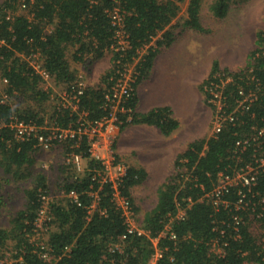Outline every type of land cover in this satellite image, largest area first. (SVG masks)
Here are the masks:
<instances>
[{"label": "trees", "instance_id": "trees-1", "mask_svg": "<svg viewBox=\"0 0 264 264\" xmlns=\"http://www.w3.org/2000/svg\"><path fill=\"white\" fill-rule=\"evenodd\" d=\"M234 2L239 1L190 0L188 18L182 25L204 31L200 17L204 6L214 16L224 18ZM24 3L26 8L21 7L22 0H3L0 4V36L4 42L0 46V170L2 180L7 183L11 178L5 177L10 175L15 181H30L23 188V206L8 226L0 227V258H8L7 264H149L154 253L149 237L121 238L126 232L125 217L112 200L110 185L99 190L98 181L88 169L80 176L68 173L74 165L70 162L62 168L61 173L68 174L59 184L65 200L56 199L59 195L51 194L44 172L26 174L35 163L36 151L43 148L39 139L35 133L19 138L10 122L37 126L50 122L67 128L75 126L80 112L87 113L92 120L107 116L111 109L105 106L106 95L112 92L116 69L132 62L138 50L155 40L157 47L149 48L138 67L139 80L148 76L158 47L175 40L174 28L179 24L173 22L180 5L175 0H24ZM115 8L120 9L123 30L130 42L125 49L116 50L117 28L111 16ZM73 49V59L81 62L89 59L92 63L113 54L111 68L101 82L87 85L81 93L77 89L78 76L67 55ZM35 53L41 54L49 80L65 86L68 94L76 96L77 110L59 109L53 103L52 111H48V101L53 100L52 87H45L47 81L26 59ZM228 76L231 80L222 84L221 79ZM211 82L222 85L227 118L221 130L193 140L177 155L172 174L157 191L156 205L141 218V226L154 237L168 230L159 241L163 254L157 264H264V234L252 230L254 222H261L264 227V171L259 160L264 159V29L257 31L255 47L248 53L246 65L234 72L221 69L218 61H214L201 89L204 91V85ZM247 96L244 106L238 102ZM126 108L131 111L121 114L124 121L121 129L129 124H147L170 137L180 125L170 106L140 111L137 90L132 91ZM212 110L213 114L219 113L214 107ZM234 115L231 121L230 116ZM76 140L63 142L68 156L80 154L88 159L87 168H98L99 163L89 159L84 140L79 141V147L72 148L78 143ZM249 164L260 171L251 186L226 185L221 190L219 205L206 197L219 185L221 173L234 178ZM146 177L144 168L128 166L123 193L136 214L139 208L132 189ZM98 190L101 211L88 213L92 195ZM70 191L78 194L81 205L69 198ZM42 208L53 218L47 225L51 228L46 237L36 239V221ZM171 233L176 234L175 239ZM214 240L223 246L224 254L212 250ZM40 241L46 248L37 245ZM45 252L49 253V259L43 257Z\"/></svg>", "mask_w": 264, "mask_h": 264}, {"label": "rangeland", "instance_id": "rangeland-1", "mask_svg": "<svg viewBox=\"0 0 264 264\" xmlns=\"http://www.w3.org/2000/svg\"><path fill=\"white\" fill-rule=\"evenodd\" d=\"M175 1L180 5L179 15L173 22V25L177 22L179 24L174 28L175 40L168 46L157 48L160 51L158 60L148 76L136 79L133 89L137 90L140 111H149L153 109V105L169 103L167 106L173 109L180 125L168 137L154 126L129 124L122 129L119 127L115 143L112 145L110 142L119 159H123L129 166L142 167L147 172L146 179L132 189L136 207L139 208L136 214L139 224L145 212L156 205L157 191L172 174L177 155L186 150L193 140L214 133V114L207 103L205 92L207 84L204 85V91L201 89L214 61H218L221 69L228 68L234 72L242 69L246 65L248 53L255 47L257 31L264 29V0H237L239 2L231 4L224 18L214 16L207 5L203 4L200 17L204 31L183 27V22L188 18L190 0ZM211 1L205 0V3ZM2 2L0 0V4ZM19 13L23 14L20 10ZM154 44L156 45L155 41ZM73 53L74 49L67 54L71 68L85 85L99 84L102 76L111 68L112 53L92 63L89 59L84 62L73 59ZM143 54L145 56L148 51ZM135 71V68H131L129 77H134ZM46 85L48 88L52 87L50 90L53 100L47 104L48 111H52V104L57 105L61 100L65 86L52 81ZM51 146L36 151L35 163L26 174L44 172L51 194L59 195L56 198L58 200H65V195L59 188L60 181L70 171L74 176L83 174L88 159L82 161V172L77 166H72L67 174H62V168L69 163L66 146L63 142ZM2 174L0 170V197H3V202L0 203V227H5L23 206V188L28 187L30 181H15L10 175L5 177L11 178L7 183L5 179L2 180ZM50 228L49 226L47 231ZM252 230L264 234L261 222H254ZM47 231L41 236L45 238ZM7 261L8 258H0V264H7Z\"/></svg>", "mask_w": 264, "mask_h": 264}, {"label": "built area", "instance_id": "built-area-1", "mask_svg": "<svg viewBox=\"0 0 264 264\" xmlns=\"http://www.w3.org/2000/svg\"><path fill=\"white\" fill-rule=\"evenodd\" d=\"M23 4L21 5L22 8H26L24 0H22ZM112 16V23L117 28V40L118 45L116 50L120 48H128L130 42L127 39V36L123 30V19L120 14V9L115 8L111 12ZM155 41V40H154ZM152 41L149 45L143 47L141 50H138V55L133 58V61L130 63L124 64V69H116V81L112 85V92L106 95V103L105 106L111 109L110 113L107 116L102 117L101 119L92 120L88 118L87 113L80 112L79 118L77 119V123L75 126L71 125L70 127L61 128L56 126L54 123L46 122L43 126L37 125H26L24 122H15L11 121L10 126L11 128L15 129L16 135L19 138H25V135H30L35 133V136L39 139V145L43 148H50L52 144L58 141V144L62 142H66L68 139L77 138L76 141L78 143L74 145V147H79V141L84 140L89 152V159H93L99 163V166H95L93 169L90 168H83L84 171L88 169L93 176L94 180H97L99 183V190L103 188L104 185L109 184L111 187V195L112 200L115 202L116 206L121 209L123 216L125 217L126 223V232L121 236L122 239H126L129 235H138L142 236L145 235L150 238L153 243L154 253L150 259L149 264H157L158 260L162 257L163 251L159 247V241L161 237H164L168 234V230L161 232L158 236L154 237L151 235L149 230L144 229L141 224L138 223L136 219L137 215L134 211L131 202L127 196L123 193L124 188V181L128 174V166L129 164L126 163L123 159H119L116 153L113 151L110 142L115 143L116 141V133L119 127L124 123L121 119V114L130 112V108H126L127 101L132 93L133 86L135 84L136 79L139 78V70L138 67L140 65L141 59H143V52H147L149 48H156V45ZM3 39L0 36V46L3 45ZM147 50V51H146ZM29 64L40 74L44 77L47 81L49 80V74L42 66V57L41 54L35 53L31 56L26 58ZM40 60V61H39ZM118 64H121V60H118ZM131 68H135V75L129 77V71ZM228 80H231V77H226V79H221L222 84L226 83ZM7 81V80H5ZM4 81V82H5ZM87 85L83 84L79 77L77 78V89L79 93ZM48 88V85L45 86ZM222 85H219L215 82H211L205 86V92L208 103L215 108L219 113L214 114V133H218L223 125L224 119L226 117V110H225V101H223L220 89ZM63 95L61 96V100L58 102V108L61 109L71 108L72 110H77L79 108L78 104L74 101L76 96L70 95L65 90L62 92ZM241 94H244L241 91ZM247 97L243 100L238 102L243 104L247 101ZM235 119L234 116H230V120L233 121ZM130 117H127L126 121H129ZM40 131L46 132V134H40ZM263 133V130L260 132ZM85 159L80 154H73L70 153L68 156V162H72L74 165L77 166L79 171H83L81 169L82 161ZM262 166V171H264V159H259ZM83 171V172H84ZM260 171L258 167L249 164L247 167L240 169L237 172L234 178H231L228 175H224L223 173L220 174L219 185L216 189L211 193L208 194L206 197L214 199V203L219 205L221 200V190L226 188V185H237L243 184V186H251L255 181L257 175H259ZM99 190L95 191L92 195L91 204L88 206V213H93L95 211H101L99 207L100 195ZM214 193V194H213ZM69 198L72 201L81 205L80 199L78 194L75 191H70L68 194ZM264 202V199H263ZM183 215V214H182ZM51 214L42 208L38 213V218L36 221L37 229L35 238L40 239L42 236L41 234L47 231L49 222L52 220ZM171 238L175 239L176 234L171 233ZM41 236V237H40ZM44 236V235H43ZM43 241L37 242V245L41 246L40 248H46V245ZM118 246V244H115ZM117 248V247H116ZM212 250L217 254H224L223 246L219 244L217 240H214L212 245ZM43 257L49 259V253L45 252Z\"/></svg>", "mask_w": 264, "mask_h": 264}, {"label": "crops", "instance_id": "crops-1", "mask_svg": "<svg viewBox=\"0 0 264 264\" xmlns=\"http://www.w3.org/2000/svg\"><path fill=\"white\" fill-rule=\"evenodd\" d=\"M160 50H161V49H160ZM158 56H160V51H158L157 55L155 56V59H154V61H153L152 68H153L155 62L158 60ZM152 68H151V69H152ZM164 105L167 106V105H169V103H164V104H161V105H153V108L158 107V106H164ZM122 151H123V149H122Z\"/></svg>", "mask_w": 264, "mask_h": 264}]
</instances>
